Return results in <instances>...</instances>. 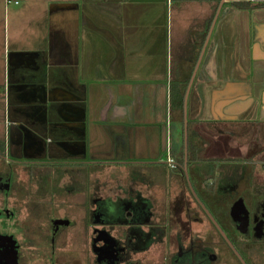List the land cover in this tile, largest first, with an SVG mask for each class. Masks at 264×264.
Listing matches in <instances>:
<instances>
[{
	"label": "crops",
	"instance_id": "1",
	"mask_svg": "<svg viewBox=\"0 0 264 264\" xmlns=\"http://www.w3.org/2000/svg\"><path fill=\"white\" fill-rule=\"evenodd\" d=\"M244 1L26 0L31 14L0 21V165L69 167L95 196L99 179L113 197L138 192L155 207L170 172L168 191H184L168 159L201 179L198 147L188 154L198 131L233 136L219 137L207 166L220 150L262 156L264 0Z\"/></svg>",
	"mask_w": 264,
	"mask_h": 264
},
{
	"label": "flooded vegetation",
	"instance_id": "2",
	"mask_svg": "<svg viewBox=\"0 0 264 264\" xmlns=\"http://www.w3.org/2000/svg\"><path fill=\"white\" fill-rule=\"evenodd\" d=\"M215 131L211 126L198 131L195 143H189L188 136V154L192 153L190 147H198L194 151L201 179L194 176L188 161H168L171 169L183 175L180 183L185 192L181 190L177 196L186 195L177 205L170 200L175 207L171 206L167 226L176 231L168 237L158 236L164 223L157 220L159 212L141 193L128 199L119 195L110 199L109 190L102 191L106 182L96 179L99 194L95 196L94 191L87 190L88 175L78 177L69 167L66 176L26 175L24 158L0 165V217L15 219L16 211L25 210L26 219V232L16 237L17 247L8 235L0 233V264H264V160L226 161L220 150L215 164L207 166L206 155L216 152L219 137L225 135L223 145L228 146L233 139L230 133L221 130L218 136ZM257 137V142L262 140L261 134ZM24 147L26 155V140ZM222 162L233 166L218 169L216 164ZM142 177L167 179L164 175ZM168 180L173 183L171 172ZM9 196L17 199L14 206L6 203ZM33 207H44L48 212L39 215L50 222L41 236L34 233L32 237L33 225L27 222ZM128 208L125 219L122 211ZM108 215L111 220L104 218ZM152 242L159 247L152 254L155 258L151 255L147 261L136 263L137 256L150 249ZM162 251L160 259L158 253Z\"/></svg>",
	"mask_w": 264,
	"mask_h": 264
},
{
	"label": "rangeland",
	"instance_id": "3",
	"mask_svg": "<svg viewBox=\"0 0 264 264\" xmlns=\"http://www.w3.org/2000/svg\"><path fill=\"white\" fill-rule=\"evenodd\" d=\"M34 2H41L42 0H33ZM26 3V0H0V21H1V28H3L4 23H6L7 25H13V18L16 17V13H15V9L18 8L19 11V15L22 14V19H24V17H26V14L29 12L31 14V8L29 7L30 11H28L29 9L26 7V9H24V5ZM9 16V17H8ZM21 17V16H20ZM19 17V18H20ZM11 31H12V27H11ZM1 40V38H0ZM264 142L262 144H259V146H263ZM262 156L260 155L258 158L264 160V151L261 153ZM5 161V160H4ZM227 161V160H226ZM14 164L15 162H9ZM5 165V164H4ZM230 163H226V162H222L221 164H216V167L218 169H222V170H226L230 167V169L232 168ZM26 167V166H25ZM235 171V170H234ZM21 175L24 173L20 172ZM22 175V176H23ZM168 183L170 185V180H168ZM52 184V183H50ZM169 185H167V190L164 191L165 192V197H162L158 202L156 207L157 212H159V216H158V221L164 223V227L163 230H160L158 232V236H161V234H164L166 237L168 236H172L174 234V232L176 230L172 229L171 227L169 228V226H167V220L168 218H170V214L169 211L171 209L172 203L176 204L179 202H182L183 198L181 196H177L176 193H174L173 191H168L169 189ZM108 194H116L115 190H111L108 192ZM126 196L124 197L123 195H119L118 197H120L121 199H128L131 196V192H126L125 193ZM133 194V193H132ZM142 194V193H141ZM169 197V198H168ZM172 198H175V201L173 202ZM110 199H114L113 196L111 195ZM1 200V199H0ZM172 203H171V201ZM7 201V202H6ZM5 202L8 204H10L11 206H14L15 203H17V199H14L12 196H9V198L6 200ZM114 201V200H112ZM44 204V203H43ZM180 206V205H179ZM45 207V204H44ZM44 207H33V210L31 211V213H29L30 215L27 218V222H29L28 225L30 227H32L33 225V230L31 231V236L35 237V234H38L39 236H41V234L43 233L44 229L49 228L50 226V222L45 219L44 215H47L48 212L44 211ZM13 208V207H12ZM16 211V209H15ZM25 213V210H24ZM24 213L19 211H16L15 213V219L13 218H9V217H0V233H5V235L8 236H12L13 238H15L16 241V237H20L19 235L21 234L23 236V233L26 232V219L25 221L23 220L24 217ZM129 208L125 209L124 211H122V217L123 218H128L129 217ZM43 216H39L42 215ZM105 219L111 220V215L105 216ZM15 221H19L21 222L20 224L16 223ZM79 227H81L80 223H79ZM83 238L84 235H83ZM150 238H153V234L150 236ZM45 243V240L41 243L43 244ZM149 247H151L150 249H148L147 251H145L144 253L140 254L137 256V260L136 263L140 262V260H146V258H151V255L153 253H157L158 251V246L153 245V242L151 244H149ZM78 248L81 249V247L79 246ZM161 251V250H160ZM141 252V251H140ZM86 255H90V252L85 251ZM139 253V252H138ZM73 254V253H72ZM163 251L161 252V254L158 253V257H160V259H163ZM153 256V255H152ZM154 257V256H153ZM155 258V257H154Z\"/></svg>",
	"mask_w": 264,
	"mask_h": 264
},
{
	"label": "water",
	"instance_id": "4",
	"mask_svg": "<svg viewBox=\"0 0 264 264\" xmlns=\"http://www.w3.org/2000/svg\"><path fill=\"white\" fill-rule=\"evenodd\" d=\"M200 202V201H199ZM1 235H3V234H0V236ZM3 237H5V236H3ZM10 239H11V244H14L13 246L14 247H17V246H15L16 245V243H15V240H12L13 238H12V236H8ZM17 260V259H16Z\"/></svg>",
	"mask_w": 264,
	"mask_h": 264
},
{
	"label": "trees",
	"instance_id": "5",
	"mask_svg": "<svg viewBox=\"0 0 264 264\" xmlns=\"http://www.w3.org/2000/svg\"><path fill=\"white\" fill-rule=\"evenodd\" d=\"M240 4H243V5H248V6H250V4H248V2H245L244 0H243V2H240Z\"/></svg>",
	"mask_w": 264,
	"mask_h": 264
},
{
	"label": "built area",
	"instance_id": "6",
	"mask_svg": "<svg viewBox=\"0 0 264 264\" xmlns=\"http://www.w3.org/2000/svg\"><path fill=\"white\" fill-rule=\"evenodd\" d=\"M168 161H169V163H172L171 161H172V159H168Z\"/></svg>",
	"mask_w": 264,
	"mask_h": 264
}]
</instances>
